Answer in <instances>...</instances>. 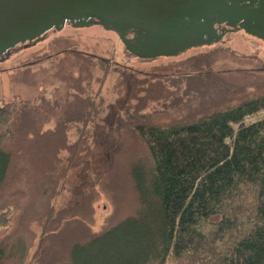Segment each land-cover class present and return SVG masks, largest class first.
I'll return each instance as SVG.
<instances>
[{
  "label": "trees",
  "instance_id": "obj_1",
  "mask_svg": "<svg viewBox=\"0 0 264 264\" xmlns=\"http://www.w3.org/2000/svg\"><path fill=\"white\" fill-rule=\"evenodd\" d=\"M79 46L53 38L0 98V264H264V117L244 121L264 109V56L220 45L133 73L109 128V64ZM72 167L90 189L55 204Z\"/></svg>",
  "mask_w": 264,
  "mask_h": 264
},
{
  "label": "water",
  "instance_id": "obj_2",
  "mask_svg": "<svg viewBox=\"0 0 264 264\" xmlns=\"http://www.w3.org/2000/svg\"><path fill=\"white\" fill-rule=\"evenodd\" d=\"M94 21L140 58L177 55L237 29L264 42V0H0V55L66 23ZM222 24L230 27L219 31Z\"/></svg>",
  "mask_w": 264,
  "mask_h": 264
},
{
  "label": "rangeland",
  "instance_id": "obj_3",
  "mask_svg": "<svg viewBox=\"0 0 264 264\" xmlns=\"http://www.w3.org/2000/svg\"><path fill=\"white\" fill-rule=\"evenodd\" d=\"M59 36H70L75 38L80 43V48L89 53H93L97 58H102L106 64H109V72L105 76V80L100 87L99 95L103 99L99 121L106 124L107 127L113 126L117 116L122 114V104L130 103L128 98L131 93L133 78L129 79L133 73H138L140 76L150 67L184 59L190 55L205 52L216 46H226L233 50L246 53L257 54L264 56V42L252 35L247 34L244 30H234L227 32L220 41L212 44H202L189 47L177 55L158 56L151 58H140L130 53L123 45L122 40L113 30L106 29L97 22L89 23L84 26H76L71 23H66L59 29H51L46 34L35 41H29L17 44L15 47L7 50L0 55V98L9 99L12 92L20 90L25 92L21 87H11L9 74L12 72L19 62L28 58L30 54L39 49L46 47L47 43L53 38ZM59 56L61 53L58 54ZM50 57L44 60L32 61L29 65L37 68L39 65L48 66ZM103 71L96 69L94 76L102 77ZM99 88V82H92V93H95ZM74 128L70 129L69 137L73 140L76 137ZM102 158L92 160V167H97L101 163ZM91 177L92 174H89ZM64 186L60 196L54 201L55 204L64 202H72L80 200V195L90 189L89 184L84 182L80 168L72 167L68 176L64 181ZM126 205H129L127 200ZM94 229H99L104 219L111 212V204L101 195L94 203ZM35 232L39 231L37 225H32Z\"/></svg>",
  "mask_w": 264,
  "mask_h": 264
},
{
  "label": "built area",
  "instance_id": "obj_4",
  "mask_svg": "<svg viewBox=\"0 0 264 264\" xmlns=\"http://www.w3.org/2000/svg\"><path fill=\"white\" fill-rule=\"evenodd\" d=\"M262 117H264V109H261L256 114H250V115L245 116L244 121L245 122H251V121H254L256 119H260Z\"/></svg>",
  "mask_w": 264,
  "mask_h": 264
},
{
  "label": "flooded vegetation",
  "instance_id": "obj_5",
  "mask_svg": "<svg viewBox=\"0 0 264 264\" xmlns=\"http://www.w3.org/2000/svg\"><path fill=\"white\" fill-rule=\"evenodd\" d=\"M94 20H95V19H94ZM94 22H96V21H94ZM238 25H239V24L237 23V24L234 25L233 27L237 28ZM228 27H230V26H229V25L226 26V25L222 24V25L218 26L217 28H218L219 31H221L223 28H228ZM239 30H240V29H239ZM241 30H242V29H241ZM128 36H131V37H132V36H133V33H132V32H129V33H128Z\"/></svg>",
  "mask_w": 264,
  "mask_h": 264
}]
</instances>
